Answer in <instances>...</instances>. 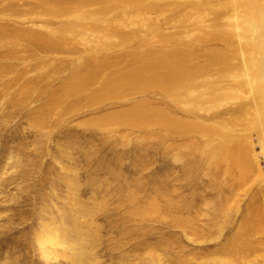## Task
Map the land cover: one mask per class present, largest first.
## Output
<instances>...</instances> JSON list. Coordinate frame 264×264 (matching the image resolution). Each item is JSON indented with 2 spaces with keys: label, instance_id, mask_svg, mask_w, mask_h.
I'll return each instance as SVG.
<instances>
[{
  "label": "rangeland",
  "instance_id": "1",
  "mask_svg": "<svg viewBox=\"0 0 264 264\" xmlns=\"http://www.w3.org/2000/svg\"><path fill=\"white\" fill-rule=\"evenodd\" d=\"M83 1L0 0V264H264V186L220 195L217 183L212 86L224 43L211 40L247 49L231 78L250 97L248 82L264 85V0H253L257 42L238 37L249 0L196 14L188 7L201 0ZM151 28L181 33L165 53L144 37ZM128 36L137 40L122 45ZM155 55L191 82L166 90L170 71L148 69ZM47 223L60 244L44 240Z\"/></svg>",
  "mask_w": 264,
  "mask_h": 264
},
{
  "label": "bare ground",
  "instance_id": "2",
  "mask_svg": "<svg viewBox=\"0 0 264 264\" xmlns=\"http://www.w3.org/2000/svg\"><path fill=\"white\" fill-rule=\"evenodd\" d=\"M78 1L80 2V0H78ZM90 1H92V0H90ZM211 1L212 0L197 1L196 3L194 2V4L191 3L192 8H191V6H189L188 8L190 10H195V14H196V13H198L197 11H199L202 7L206 6V4L211 3ZM242 2H244L243 3V7H245V18L248 20L249 26H248V28L246 29L245 32H240V34L238 36L239 40L241 41L243 38H247V36H249V38L251 39L250 35H253L255 40H256V41L253 40V36H252L253 42H257V40H258V35L257 34L260 35V32H258V30H256V28L259 27V23H258V20H255V18H256V16L259 17V14L257 12H255L254 9H253V6H254L253 0H249L247 2L242 1ZM54 3H55V1L53 2V4ZM144 3H146V2L144 1ZM155 3H157V2H155ZM188 5H190V3ZM188 5L186 3L185 8H187ZM90 6H92V5H90ZM172 6H174V8H178V4L175 3V2L172 4ZM240 6H241V3H240ZM139 7H141V6H139ZM101 8H102V6H101ZM0 10H3L5 12L6 9H0ZM151 10H153V9H151ZM189 11L187 12L188 14L185 16V20H184L185 22L189 21V20H187V17H189L190 14H193L192 12H189ZM3 14H5V13H3ZM99 21H97V22H99ZM169 21H172V20H169ZM169 21L164 22L165 23L164 25H162L163 23L159 24V22H158V25L166 26L169 23ZM178 21H176V22L178 23ZM176 22L171 24L173 28H175ZM158 25H157V28H158ZM161 26H159V27H161ZM213 26H215V25L212 24L209 27H213ZM167 27H169V25ZM198 28L200 30L203 29L201 27H198ZM155 29L156 28L149 29L148 31H146V33L144 32L145 36L144 35L143 36L144 37H148L149 36L148 38L152 39V41L157 42V43L160 42L162 47L164 46V44H166L167 47H166V52L165 53L169 52L170 48H168V44L170 45L172 43L173 39L174 40H175V38L177 39V37H179V34L181 33V31L176 30V31L170 32L169 34H165V33L161 34L162 31L155 32ZM72 30L73 29H71V31ZM74 32H76V31H74ZM212 36H214V37L211 38V40H214V41H216L218 43H219V41H220V43L221 42L224 43V44L222 43L223 46H224L223 48H221L220 46L219 47L221 49H217L216 48L217 54L219 56V62L217 63L218 64V69H217L218 70L217 71L218 75L215 78V84L212 83L214 85V86H212V88H214V92H215V97L214 98H215V101H216V103H215L216 104L215 118H216L217 126H215L216 127V158H215L216 162H215V168H216V174H217V183L220 186V195L223 194V188H225V187H230L232 189V193H234V195H235L236 187L237 188L238 187H251V186H253L255 184H259L260 187L264 186V85L258 87V84L256 82H255V85H253L251 82H248V84L252 85L251 89L253 90L252 91L253 94L251 92V96L250 97L247 96L246 94L238 92L237 88L238 87H242L243 83L236 82L234 79L231 78V75H232V73H234L237 70L236 68L239 67V65H240V68L243 66L244 62H238L237 61V59L239 58L241 53H242V55H245V59L248 58L247 49L245 47H244L245 48L244 49L241 46L240 47L239 46L236 47L235 43L226 42L225 40H223V38H221V35H219V37H217L216 35H212ZM180 37H182V36H180ZM189 37H190V39L188 40V44L192 43L194 41V37H192L190 35H189ZM134 38L136 39V36L135 37L128 36L127 38H125V41H123L124 43H121V44L122 45L127 44L126 41H128V40H129V42H131V41L133 42ZM99 40L102 41V39H99ZM139 40H140V38H139ZM174 40H173V42H174ZM211 40H210V42H211ZM150 41H149V43H150ZM198 42L204 43L205 40L202 39V37H199L198 38ZM3 43H4L3 45H5V46H10L9 43H5V42H3ZM12 44L14 45V43H12ZM19 44L20 43H17V45H15V46H18ZM143 45H144V43H143ZM228 51L230 52V54H229L230 56L227 55V53H229ZM177 52H180V51L175 50L174 51V55L175 56H173V58H179V57H177V54H176ZM151 53H153V52H151ZM154 53H156V52L154 51ZM170 53H172V52H170ZM158 54H160V53H158ZM147 57L150 58L149 56H147ZM155 57L157 58V59L155 58V60H157L155 67L150 66L148 69H150L149 70L150 72H154L153 73L154 75H156L155 71H156L157 68L162 69L163 71H165V73L167 71H170V78L167 79V78H164L162 76V78L165 79V82L163 83V86H164V84L168 86V88H166V90H169V89L173 90L174 87H178V86L181 87V85L189 84L191 82L185 76H181L180 75V73L178 72V68H177L178 65L173 64L171 61L168 62L167 60H162V59H165L162 55H159V56L155 55ZM173 58H171L170 60H172ZM159 60H160V62H159ZM234 61H236V62H234ZM179 71H180V69H179ZM153 80L160 81L158 78L157 79L155 78ZM141 82H143V81L141 80ZM172 82H174L176 84L174 85V83H172ZM144 83H146V84L144 85ZM151 84L152 83L150 82V80L144 81L143 82V87L146 88V86H150ZM165 87L166 86H164V88ZM187 89L189 90V88H187ZM208 89H211L210 85H208V88L206 90L208 91ZM212 90H210V91L213 93ZM210 91H209V93L211 95ZM198 92H200V90H198ZM187 93H188V91H187ZM190 94H191V92H190ZM208 94H206V95H208ZM203 96H204V94H203ZM209 97L210 96L208 95V97H206V98H209ZM201 98H203V97H201ZM204 100H206V99H204ZM203 104H206V102L203 101ZM205 107L208 108V106H205ZM205 112H207V111H205ZM214 133H215V131H214ZM202 135H204V133ZM207 157H208V155H207ZM236 194H237V192H236ZM229 202H230L229 200H226V203L224 204V201H223V198H222L221 211L223 212L222 215L224 217L228 216V213H230L232 211V205H230ZM228 204L230 206L228 207L229 210L227 211V208L225 207V205L227 206ZM237 212H238V210H236V213ZM250 214H251V211H248L247 215H250ZM248 221H246V223L243 225L242 228H239V230H240L239 233L242 231L241 229H245V231L247 233H248V231L250 232V227H249V224L247 223ZM52 224H54V222H52ZM50 225H51L50 223H47L44 226L45 230H47L49 228V230L47 231V236H45L44 240L48 241V243H49V241L53 242V244L56 246V245L60 244L61 239L59 238L58 232H56L55 229H51ZM236 234H238V232ZM45 235H46V232H45ZM240 236H242V235H240ZM236 237H237V235H236ZM38 238H39V235H38ZM240 238L242 239V237H240ZM40 242H41V239H40ZM233 244L237 245V244L234 243V241H233ZM231 246H233V245H231ZM234 248H232V249H234ZM242 249H243L242 246H238L234 250L235 251L236 250L241 251ZM56 252H57V250H56Z\"/></svg>",
  "mask_w": 264,
  "mask_h": 264
}]
</instances>
